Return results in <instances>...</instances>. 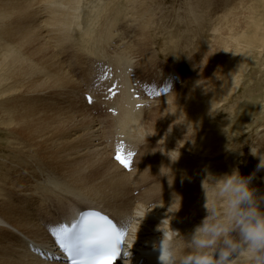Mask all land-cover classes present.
<instances>
[{
  "label": "rangeland",
  "instance_id": "374dc122",
  "mask_svg": "<svg viewBox=\"0 0 264 264\" xmlns=\"http://www.w3.org/2000/svg\"><path fill=\"white\" fill-rule=\"evenodd\" d=\"M27 7L29 14L23 19L16 17L7 22L0 17V56L6 57L10 53L8 49L15 48L12 52L17 56L22 55L24 60L27 58L28 66L33 67L36 64L38 58L30 54L31 48L24 46L20 49L18 46V39L25 34V30L20 29L22 26L27 28L26 35L32 33L33 37L44 44L47 55L44 54L43 57L49 54L51 58L54 57L58 66L70 74L73 82L65 83V89L53 88L43 94L54 93L56 105L53 107L57 110L68 109L74 112L77 120L87 116L88 123L83 122L85 127L82 133L87 128H92L93 131L98 129L93 135H97L96 141L99 142L101 150L104 149L102 151L114 165L115 170L110 175L117 177L115 180L122 177L123 181L126 179L128 187L142 186L140 190L132 192L135 196H140L145 195L144 190L153 185H165L164 183L169 184L168 181H172L171 177L169 179L158 168L188 170L193 180L196 179L194 184L199 187L209 173L218 177L238 169L242 176L253 177L252 187L257 190L258 196L264 197V168L259 167L260 157L252 154V151L256 155L264 154V35H261L264 34V0H27ZM106 29L111 31L107 32ZM102 35L107 38L104 42ZM79 57L81 61L85 60L87 66L81 65ZM78 62L80 63L77 64ZM74 64L79 66L75 67ZM110 66L115 68L117 75L122 70H127L126 74L131 80L126 77L125 79L129 85L142 81L160 83L158 79L166 72L176 73L180 82L168 96L152 100L147 107H137V104L147 101H131V107L139 116L137 121H140L127 133L124 130L127 127L122 122L124 115L132 113L133 110L124 111L125 105L129 103L126 101L129 97L128 90L123 91L124 78L122 95L115 97L114 101L104 100L103 103L100 94L95 96L93 104H87L84 100V95L104 91L106 83L100 79L104 68ZM79 67H86L85 71ZM89 69L91 72L87 74ZM86 79L84 82L91 84L88 92L83 88L79 89V85L75 87V84ZM207 84L209 87H205ZM12 87V83L0 85V193L4 200L12 203L17 217L26 216L32 220L44 218L46 221V217L42 216L46 210L49 211L46 206L56 203L59 194L62 196L64 193H71L76 198L90 201L87 195H80L85 193L84 187H87V183H80L72 178L66 171L69 166L64 160H59L58 165H55V161L51 163L40 149L8 126L6 119L19 110L29 107L45 109L48 102H38L43 96H37L36 93L27 94L26 97L22 94L14 100V96L11 98L9 94L7 97L2 94L4 91H11ZM195 88L201 89V92L208 89L209 95L196 98V94L191 93ZM188 93L193 103L199 101L198 106H201L202 102L203 107L192 112L195 117L182 123V116L176 111L178 115L172 113L173 117L168 119L177 121L176 125L169 121L166 126H159L163 122L159 117L164 106H171L174 97H185ZM96 98L100 101H95ZM20 103L21 107H17ZM189 105L188 102L184 104L187 111H191ZM113 108L119 111L118 115ZM148 127L155 130L160 127L162 130H157L159 133L152 132ZM151 133L156 135L155 138ZM92 137H81L79 145L83 149L79 146L82 151L78 154L87 151V147L92 148V144H95ZM118 143L123 151L126 149L125 152L133 154L136 149L135 167L130 172L113 160L114 148ZM93 153L91 157L75 155L78 156L76 162L80 160V164L83 163L81 166L85 165V160L94 162L96 151ZM102 168H84L85 174L82 173L79 177L91 178L94 173L107 170L106 166ZM145 170L146 175L142 174ZM107 171H112L111 165H108ZM116 171L120 177L114 174ZM125 173L129 177H125ZM88 178L90 183L91 179ZM130 181L135 184L132 185ZM205 183L208 184L206 188L209 189L211 204L214 202L213 190L210 182ZM177 187L178 191H183V188ZM105 189L106 192H115L116 197H113L111 207L116 209L118 200L124 198V190L111 189L109 185ZM163 195L168 196L165 193ZM145 200L149 198L146 197ZM215 202L222 216L223 202ZM157 205L161 203L158 201ZM206 215L207 210L198 215V220L186 233L189 238ZM0 235L5 237V241H11L6 233Z\"/></svg>",
  "mask_w": 264,
  "mask_h": 264
},
{
  "label": "bare ground",
  "instance_id": "6f19581e",
  "mask_svg": "<svg viewBox=\"0 0 264 264\" xmlns=\"http://www.w3.org/2000/svg\"><path fill=\"white\" fill-rule=\"evenodd\" d=\"M27 10H28L27 0H0V17L4 18L7 22H11V20H13L16 17H18L19 19H21V17H22V19H23L25 16H27L26 15L28 13ZM33 16L34 15L32 13V17ZM29 21H30V19L28 20V22ZM32 21H33V19H32ZM25 22H27V21L25 20ZM18 24H21V22L20 23L18 22ZM54 24L57 25V22H54ZM58 25H60V24H58ZM252 27H255V26H252ZM4 28L7 29L6 26ZM20 29L21 30L24 29L25 31L24 30H22V31H24L25 34H22L19 39L16 38V39H18V42L16 41L18 43V46H20V49H21V47L23 48L24 46L30 47L31 48L30 54L33 57L35 56L36 58H38V60L33 67H31L30 65L28 66V63L26 62L27 58L24 60V58L21 57L22 55L17 56V55H15L14 52H12L15 48H9L8 50L10 53L7 54L6 57H5V55L0 56L1 57V59H0V85L6 86V85H9L11 83L13 84L11 91H4L2 94H4L6 97L10 95L9 97H11V98L14 96L12 98L14 100V99H17L18 97L22 96V94H24V96L26 97L27 94H35L36 93L37 96H38V94L43 96V98L39 99L38 102H40V101L45 102V100L46 101L48 100V102H47V106L45 107V109H41L39 107L38 108L29 107L28 109L19 110L18 112H16L15 115H12L6 119L7 123L9 124L8 126L12 130H14L15 132L22 134L26 138V140L31 142L33 145H35V147H37V149H40V151H42V154H45L46 159L49 160L51 163L55 161L56 164L55 163L54 164L58 165L59 160H61V161L64 160V162H66V164L68 163L69 167H67L68 169H66V171H68L71 174L70 176L72 178H75V180L77 182L87 183V187H84L86 189V191H85L86 194L84 193V194H80V195L81 196L87 195L88 196L87 199H90V201H85L83 199L76 198L75 195H73L71 193L70 194L64 193V194H62V196H61V194H59L60 195L59 199L55 200V201H57L56 203H52L48 207L46 206V209H49V211L46 210L43 215L40 214L43 217H46V221L43 220L44 218L43 219H37V220L34 218L32 220L30 217L27 218L26 216H23L20 218L17 217V215L14 211V208L12 206V203L4 200L3 194L1 195V193H0V197L3 199V200L0 199V213H1L0 214V234L1 233L3 234V232H4V234L6 233L11 239L10 242H7V241H5L6 240L5 237L3 238V235H0V264H65V263H63L64 259H62V258L60 260L49 261V260H46L41 255H39L37 252V249L39 248V246H41V245L50 246L51 245V239L48 236L47 227H48V225H56L57 223L62 222L63 220H71L72 218L76 217L81 211L86 210V209H93V208L97 209L101 212H106V213L110 214L115 220L118 221L119 224L123 225L127 229L128 234H129L127 236V242L130 243V246H126L125 255H124V258L122 259L123 261L120 262L122 264H161V262L159 260V256H160L159 242L163 239L164 231L168 233L169 238L176 245L178 252L186 251L187 250L186 249V240L189 238V236L186 234L187 231L188 230L190 231L189 228H191L194 225V223H196V221L199 218L198 215L203 213V212H206V209L204 207L205 191H204L203 187L202 186L199 187V186H197V184H194L196 179L193 180L192 174L190 173V171H188V170L181 171L179 168H177V169L176 168H174V169L168 168L167 169V168H158L157 167L159 169V171H162L165 174H168L171 172V175L173 178V179L171 178L172 181H168L169 184L164 183L166 186L165 185H155V187H153L154 186L153 185V186L149 187L148 189L144 190L145 195H140V196H135L133 193L136 190H140L142 188V186H137V187L133 188L134 187L133 184H135V183L130 181L131 184L133 183L132 188L134 190L132 191V188L127 186L128 183H126L127 182L126 179H125L126 182L123 181L122 177L119 179V177L121 175H119L117 173V171L114 174L115 175L117 174V176L119 175V177H118L119 180L118 181L115 180L117 177L113 178L110 175V172H113V170H115V169H113L114 165L109 160L108 155L104 151H102L104 149L101 150V146H100L99 142L96 141V140H98L97 135H93V134H95L94 132L98 131V129L95 128L93 131L92 128H90V129L87 128V130L84 131V133H82L84 130V127H85V125H83V122L84 121L87 122V119H86L87 116L86 117L84 116L86 120L83 119L82 117H81V119L77 120V117L75 116L74 112H72L68 109L61 110V111L57 110V108L53 107L56 105V103L54 102V99H53L54 93H50L47 95H45L46 93L43 94V92H45L46 90H49V89L53 90V88H56L57 90L58 89H60V90L65 89L67 87V85H65V83L73 82V80H71L72 78L69 76L70 74L67 71H65L62 67H59L58 64L55 62L54 57L51 58L50 54L47 57H43L44 54L47 55V53H46L47 51L44 48V44L38 38L36 39V37H33L34 35L32 33L26 35V29L27 28L25 29V27L22 26V27H20ZM11 30L13 31V29H11ZM110 31L107 30V32H110ZM5 35H6V33H5ZM9 35H11V34H9ZM255 35H256V31H255ZM261 35L263 36L264 34L261 33ZM261 35H260V37H261ZM105 38L106 37L103 38V42L105 41ZM262 39L264 40V37ZM84 40H85V38H84ZM146 42H147V39H146ZM82 43L84 44V41ZM28 50H29V48H28ZM82 54H84V52ZM32 56H30V58ZM25 57H28V56H25ZM80 57H79V59H80V62L82 63L81 65L84 64V66L85 65L87 66V63L84 62L85 60L81 61ZM76 58H78V57H76ZM29 60H31V59H29ZM52 60H54L55 63H53ZM72 62H74V61L72 60ZM80 62H78L77 64H79ZM30 63H31V61H30ZM77 64H76V66H77ZM93 64H95V63H93ZM74 66H75V64H74ZM79 68H83V67H79ZM84 68H86V67H84ZM109 68L110 67L104 68V71H103V73L101 75V79H100L103 82H105L106 84H108L111 81V74H110L111 72H109L110 71ZM107 69L109 71H107ZM90 70L91 69H89V72H86V73L87 74L90 73L91 72ZM84 71H85V69H84ZM126 71L127 70H122L119 73L120 76L117 75V77L119 76L120 79L124 78L125 87H124L123 91L127 92V90H128V96L129 97L126 98V101L129 103L125 105L124 111L133 110L132 113L124 115V121L122 122L124 127H127L124 130L128 133L129 130H132L131 128H133V127L135 128L137 123L140 121V119H139V121H137V119H138L137 117H139V116L136 115V113H135L134 109L131 107L132 105L130 103H131V101H133V102L141 101L140 100L141 97L137 101L132 100L131 85L132 86H134V85H133V83L129 85L127 82L128 80L125 79V77H126L129 80H131L129 78V75L126 74ZM81 72H83V70ZM2 73H4V75ZM175 75H177V74L174 72H166L165 76H164V74L162 76H164L163 78H167L166 76H168V79H172L173 81H176V80H174ZM87 78H88V80L90 79V74L88 75ZM177 78H179V77L177 76ZM84 81H87V79L78 82L77 84H75V87H77L79 85V89L83 88L87 91L91 84L89 85L87 82H84ZM127 85H129V87ZM205 87H209V84L205 85ZM91 88L93 90V87H91ZM104 88H106V86H104ZM122 88H123V85H122V87H119V91H120L119 95H122V91H121ZM149 90H150V88H149ZM71 92H72V90H71ZM193 92L196 94L195 95L196 98L200 97V95L203 98L207 97L209 95L208 89H203V91L201 92V89L195 88L194 90L191 91L192 94H193ZM71 94H73V93H71ZM203 94H207V95H203ZM68 95H69V93H68ZM97 95L98 94H95V96H97ZM118 96L116 98H118ZM133 97H134V94H133ZM128 98H130L131 100H129ZM84 99H85V95H84ZM110 100L111 99H108L106 101H110ZM171 101H173L171 106H168V105L164 106L163 105L164 108H163L162 114L159 117V119L163 120V122L159 126H164V125L166 126L167 123H170L169 121H172V119H170L169 121H168V119L170 117H173L172 113H174L176 115L179 114L180 117L182 116L181 117L182 123L184 121H187V119H193L192 117H195V116H194V114H192V112L197 111L203 107L202 102H201V106H198L199 101L193 103V99L191 100L190 93L186 94L185 97L176 96ZM187 102L190 103V105H191V106L189 105L191 107V111H187V107H185L186 105L184 106V104H186ZM133 105L135 106L134 103H133ZM17 107H21V103L18 104ZM179 107H180V112H179ZM165 110H167V111H165ZM176 111H178V114ZM14 113H15V111H14ZM173 119L176 120V118H173ZM79 121H80V123H79ZM172 122H174L175 125L177 123V121H172ZM78 123H79V125H78ZM90 123H91V121H90ZM184 125H186V124H184ZM74 126H76V127H74ZM99 126H101V124ZM139 126H140V124H139ZM144 129L145 128H143V130ZM160 129H161L160 127H158L156 130L153 127L152 128L148 127V130L152 131V132L157 131V130L160 132L162 130V129L161 130ZM101 131H103V130H101ZM136 132L138 133V131H136ZM144 132H143V134H144ZM77 134H80V136H75ZM151 134L153 135V133H151ZM85 135L90 136V137L93 136L92 139L95 141V144H92L93 146H91L92 147L91 149L88 147L87 148L84 147V149L85 148L87 149V151L85 150L86 151L85 155L90 156L91 154H94L93 152L96 151V156L92 155V157L94 156L93 157L94 162H90L89 160H85V163H84L85 165L81 166L83 163L81 162L82 164H80L79 159L82 157H80L78 159L79 160L78 162H76V159L78 156L82 155L85 152L84 151L82 154H80L82 150L81 151L79 150V146H80L79 143L82 141L81 140L82 138L84 139ZM101 135H103V134H101ZM155 136L156 135H153L154 138H155ZM64 137H65V139H64ZM92 139H91V141H92ZM151 140H153V139H151ZM81 149H83V148L81 147ZM78 152H80V153L78 154ZM75 155H78V156H75ZM85 155H82V156H85ZM92 161H93V159H92ZM162 164L164 165V162ZM108 165L112 166V171H107ZM105 166H106L105 169H107V170H104L102 173H97V172L94 174L92 173L93 174L92 177L89 176L91 178H88V176H86L89 180L91 179L90 183L88 182V180L85 176L82 178L79 177V175H82V173L85 174L84 168L94 169V168H102ZM81 168H83V169H81ZM98 170H101V169H98ZM109 170H111V169L109 168ZM87 171H89V170H87ZM91 172H93V170ZM134 172H137V171H134ZM141 172L139 174H141ZM145 173H146V170L142 174L146 175ZM148 173H150V172H148ZM115 175H113V176H115ZM127 176H128V174H126L125 177H127ZM136 177L139 178L140 176H136ZM107 178H109V181H107L108 180ZM130 178H132V177H130ZM133 180L135 181V179H133ZM142 181L144 182V180H142ZM128 182H129V180H128ZM103 183H106V184L108 183L109 188H111V189L124 190L125 193L123 192L124 195L122 196L124 198H120L118 200L116 209H114L115 208L114 206H113L114 208L111 207L112 203H113V197L115 196V192H106L105 188L108 185H102ZM145 183H146V180H145ZM207 185L208 184L205 183V187H207ZM177 186L180 187L179 189L183 188V191H181V192L178 191ZM98 189H100L101 191H97ZM102 190H104V191H102ZM163 193L168 194V196L163 195ZM33 197H35V195ZM146 197H148L149 200H145ZM158 201L161 203V205H157ZM51 202H53V201H51ZM153 203H156V205H153ZM38 212H39V210H38ZM34 217H35V213H34ZM171 229L174 231H177L178 233L172 232ZM51 252H52V250L49 249V253H51ZM58 255L62 256L61 252H59ZM117 263L119 264V262H117Z\"/></svg>",
  "mask_w": 264,
  "mask_h": 264
},
{
  "label": "clouds",
  "instance_id": "9594fccd",
  "mask_svg": "<svg viewBox=\"0 0 264 264\" xmlns=\"http://www.w3.org/2000/svg\"><path fill=\"white\" fill-rule=\"evenodd\" d=\"M252 154L260 157L259 167L264 168V154ZM166 175L172 178L171 172ZM252 178L238 169L218 177L209 173L202 182L207 215L186 240V251L178 252L164 231L161 264H264V197L257 195ZM205 181L213 189L211 204ZM215 201L223 202L222 216Z\"/></svg>",
  "mask_w": 264,
  "mask_h": 264
},
{
  "label": "snow or ice",
  "instance_id": "6c2138e0",
  "mask_svg": "<svg viewBox=\"0 0 264 264\" xmlns=\"http://www.w3.org/2000/svg\"><path fill=\"white\" fill-rule=\"evenodd\" d=\"M117 159L130 167L121 157ZM53 235L71 264H114L122 256L126 232L107 216L87 213L71 225L54 229Z\"/></svg>",
  "mask_w": 264,
  "mask_h": 264
}]
</instances>
